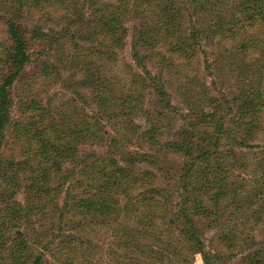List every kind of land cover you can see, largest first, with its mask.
Here are the masks:
<instances>
[{"label": "rangeland", "instance_id": "1", "mask_svg": "<svg viewBox=\"0 0 264 264\" xmlns=\"http://www.w3.org/2000/svg\"><path fill=\"white\" fill-rule=\"evenodd\" d=\"M126 1L131 12L109 24L125 29L116 33L121 44L100 63L104 79L118 87L128 89L137 79L140 109L130 134L98 113L80 60L85 55L86 63L97 62L92 47L111 40L109 29L87 31L103 26L99 17L112 11L114 0H0V80L17 69L5 33L8 21L20 28L29 55L9 89L1 138L0 264H203L199 254L189 253L188 222L181 215L199 202L216 203L210 213L188 214L208 264H242L245 253L264 243V106L257 107L261 121L251 132L234 136L237 142L216 143L227 161L221 176L233 181L234 193L226 199L210 201L213 188L209 196L194 191L185 200L181 188L201 183L205 160L198 149L187 154L171 146L183 131L192 139L202 133L214 138L204 123L194 126L196 115L229 108L222 111L229 124L249 92H264V26L244 27L236 0ZM165 5L178 13L176 31L187 38L184 54L171 50L174 39L158 32L149 36L151 47L133 55L142 23L152 24ZM195 30L203 33L193 40ZM160 120L168 128L158 144L146 143L140 135ZM86 129L96 137L84 136ZM124 136L122 149L110 153L112 138ZM242 140L251 148L239 145ZM204 144L207 155L214 145ZM126 165L132 166L130 184L114 190L125 185L118 171ZM100 187L114 194L106 214L89 206Z\"/></svg>", "mask_w": 264, "mask_h": 264}, {"label": "trees", "instance_id": "2", "mask_svg": "<svg viewBox=\"0 0 264 264\" xmlns=\"http://www.w3.org/2000/svg\"><path fill=\"white\" fill-rule=\"evenodd\" d=\"M218 1L220 0H214V3H217ZM235 4V11L236 13H239L241 15V21L244 27L256 22H258L259 25L264 26V0H236ZM134 7L136 6L134 5ZM111 8L112 11L107 15H104L105 18H102L101 16L99 17V23H101V20L104 19L103 26H93L91 28V31H87L91 35H94L101 31L99 27H101V29L104 28L106 31H108L109 29L108 32L110 34L111 40L107 43L96 44L95 47H92V51H94V54L97 55V62L86 63L84 60L85 55H81L80 60L82 61V63L84 62V64L82 65V70L85 74V77L91 81V85L93 86L92 92L95 95L94 99L96 101L95 104L98 109V113L102 116H106L109 122L118 120L116 124L118 130H121L125 134H130V131L134 126L132 117L140 109L138 107V104L140 103L141 97L136 94L137 84L135 82L137 81V79L133 78V86L131 84V87L128 89L124 86L118 87L119 85L117 83H114L111 80L108 82L107 79H104V76L101 72L102 64L100 63V61L108 62L110 56L114 54L113 46L117 47L119 46V44H121V41L117 40L116 38V33L125 32V29H123L122 27H109L112 19L114 18V20H122L126 18V16H128L129 11L131 12L132 9L130 8L126 0H114V5L111 6ZM140 12L142 11H139L137 13ZM177 16V11L169 8V5H165L162 9L155 13V21H153L152 24L148 25L144 24L143 22V30L138 33V36H136L133 41V55L138 56L139 49L151 47L150 44L154 43V39L151 40V37L158 32H161V34H163L165 38L174 39V43L170 44L171 50L176 52L179 51L184 54L185 47L187 45V38L183 37L182 33H180V30L176 31L178 28ZM5 28L6 36L11 42L12 63L14 67H17V69L14 72L11 71L7 76H3L0 80V147L2 131L5 129V125L8 121V107L10 103L9 89L12 87L16 78L18 77L20 70V67L18 68V66H20L21 64L23 65L29 58L26 49V43L18 25L13 21H8ZM201 33H203V31L195 30L191 38L194 40V38L199 37ZM239 48L243 50L245 49V45H242ZM187 56L189 57L188 54ZM246 74L247 70L245 71V75ZM134 75H132V77ZM116 88H120L121 92L120 89ZM263 93H259L257 90L249 92L245 99L241 102L239 110H236L237 112H235V118L229 120L230 126L225 122L223 118L224 115L222 114V111L228 110L229 108L220 107L221 112H214L212 115H207L204 113L199 114V116L196 115L194 119V126L204 123L203 126L210 127L212 129V134L215 136L214 138H212L211 135H209V137L207 135L206 137L205 133H202L197 138L194 137V139H192L190 134L186 131H183L179 134L180 138H178V140L173 143V145H171L172 150H174V152L184 151L187 154H192V151L194 149H198L197 152H200L199 156H201L199 158H204L205 160V167L203 169L205 171L203 176L201 177V183L199 185L193 186L191 190L186 189L183 184V187L181 189L182 194L187 196L185 200H188V197H190L189 194H192L194 191L197 195L205 193L207 196H209L207 192L212 190L213 188H215L216 191L208 198L210 201L214 202H216V200L220 197L226 199L230 197L232 193H234V189H231L233 181H228L231 177L226 178L224 176H221V172L224 170V165L227 162L225 157L223 156L224 152L218 151L215 146L217 141L219 140L225 139L235 142L237 139L234 136H237L239 138V135L244 132H246L247 135L256 125H258V120L261 121V118L257 117L259 113L257 107H261L262 105L264 106ZM255 97H258L260 103L253 105L252 100ZM82 125L85 124L83 123ZM168 126L169 123L167 121L160 120L157 125H153L148 131L143 132L140 135V138L146 143H150L152 145L158 144L159 136L163 134ZM85 127L87 126L85 125ZM100 128L101 125H99V123L93 124V129L99 131ZM236 128L239 129L237 131H234V129ZM82 133L83 131L81 130L79 133H76V138L79 142L82 140ZM84 136L90 138V140L96 137L88 129H86V134ZM127 140L128 139L125 136L120 139L112 138V142L114 143V145L112 146L110 153L119 152L122 149L123 144H125ZM102 141H104V137L97 138V142ZM204 142L214 145V149L207 155H205V153L210 152V150L204 151V149L206 148ZM239 145L251 148V145H246L243 140L240 141ZM167 147L168 146L165 145L164 148L166 149ZM188 157L192 161L197 160L198 158L197 156L193 158L191 157V155H189ZM114 166L115 168H118L117 165ZM93 167L99 168V172L105 171V166L103 167L95 163ZM118 172L121 173L120 176L122 178H125L126 181L125 185H116V188H114V190L118 188L122 191L123 187H125L127 184H130V179H132V166L126 165L125 168H123L122 170L119 169ZM187 172L188 170L186 171V173ZM113 175L114 173H111L109 174V177L111 178ZM105 184L107 183L105 182ZM128 186L129 185H127L126 187ZM95 196L97 200L94 202V204L91 203L89 205L91 208H93L94 213H109L110 202H115L114 194L112 193V191H108L106 187H100V190L96 192ZM143 200H147V198H144ZM143 204H141V206ZM215 209L216 203L214 204V206H204L201 202H199V204L195 206L192 205V207L188 209V212L181 213L182 216H185L183 217L185 225H187L188 222V227L186 226L185 237L188 242L189 253L199 254L202 258L203 264H208L209 255L204 251L202 240L200 239L199 235H197V231L193 226L192 220H188V214H202L201 212L204 210L205 212L210 213V211ZM259 245V248L253 249L244 254V257L242 258V264H264V243H260ZM247 246V248H249L250 244H248ZM35 264H40V262L36 261Z\"/></svg>", "mask_w": 264, "mask_h": 264}]
</instances>
